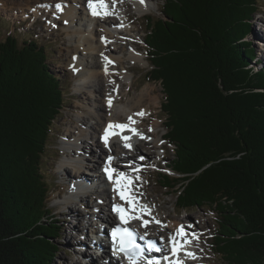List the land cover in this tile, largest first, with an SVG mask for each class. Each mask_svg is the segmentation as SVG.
<instances>
[{"label": "trees", "instance_id": "16d2710c", "mask_svg": "<svg viewBox=\"0 0 264 264\" xmlns=\"http://www.w3.org/2000/svg\"><path fill=\"white\" fill-rule=\"evenodd\" d=\"M259 9V0H164L162 17H147L149 80L163 86L175 152L174 174L159 183L177 209L215 213L211 244L226 264H264V67L248 39ZM43 47L0 42V264L57 258L43 162L66 98Z\"/></svg>", "mask_w": 264, "mask_h": 264}, {"label": "bare ground", "instance_id": "6f19581e", "mask_svg": "<svg viewBox=\"0 0 264 264\" xmlns=\"http://www.w3.org/2000/svg\"><path fill=\"white\" fill-rule=\"evenodd\" d=\"M104 1L109 7V15L99 14L96 17H90L88 15L89 0H58L54 5L60 4L64 6V12L59 13L55 10L53 13L57 14V18H64L67 22H74L73 27L78 30L69 36L70 43L75 44V48L78 45L81 47L86 44L85 49H77L76 51L83 52L82 55L85 58L89 57L92 60L89 63V61L77 57V60L72 63V66L81 73L80 79L78 78L79 81L76 84L78 90L84 92L83 98L85 102L83 104L79 103L76 107V111H81L76 115V119L70 120L69 123L67 122L68 125L66 126L70 133L65 134L67 136L63 141L66 159H64L65 156L61 158L58 167L61 170V168L64 169L65 166L70 165L73 169L72 174L75 173L74 179L84 180L90 186V188L85 190H78L77 196L78 198H82V200H95L91 204L88 202L86 205V215L89 217V220H92V222L90 221V232L92 237L93 235L96 237L95 239L98 236L99 251L103 253L104 259L110 260L111 253L107 252L105 234H102L101 231L103 226L106 228V225L117 224L115 222L116 217L113 207L123 205L124 200L129 202L127 199L129 196L133 198L132 208L135 207L136 209L133 214L142 221V224H145V221L156 223L157 227L154 230L157 233L155 236L161 241L166 235L169 236L170 234L179 232L182 226L184 232L195 234L194 229H196V225L191 227L192 225H188L186 221L164 222L157 215L158 209L149 204V202L141 200L138 194H136V186H139V181H141L138 178L120 181L119 186L115 181L112 184H106L104 180L101 169L108 165L107 160L109 158H111L110 160L114 165L120 168L122 173L124 172L123 174H126L128 169L121 165V158H125V163L134 162L136 160L134 154L138 153L139 157H143L146 162L147 160L152 162L149 152L141 156L144 153L143 148L149 146H152L154 149L164 148L162 145L163 135H159L158 132L161 126L158 119L151 122L147 128L145 126L146 120L152 118V114L157 112L161 98L155 90H152L154 88L151 85L140 96H137L140 85H136L138 80L134 83V74L132 75L133 67H125L126 57L134 62H143V54L139 52L138 45L135 43L137 40H140V36L136 31L128 27L130 24L135 23L132 19V13L126 10L127 4L125 7L123 6V0H116V2H113V0ZM42 2L34 5V7L39 6V8L47 9L52 3ZM129 3L133 4L137 12L143 13L150 9L151 0H143V2L141 0H129ZM24 15L22 14V16ZM81 28H84V30ZM102 39H104V42H102ZM119 44L125 45L128 48L135 47L136 53L128 52V56L124 55L125 49L120 47ZM109 61L115 62V65L111 66ZM126 65L128 64L126 63ZM125 84H128V86L125 87ZM130 90L135 92L133 96H130ZM125 95H127V101L125 99V103H123L121 98ZM109 99L112 101L111 105H109ZM138 113H144V115H138ZM130 117L131 120L129 119ZM109 124H126L128 128L137 129L140 135L124 130L119 136H110L108 143L105 144V131ZM146 129L151 134H147ZM88 132L91 135H88ZM121 136L129 137V139L125 141ZM126 144H130L131 147H126ZM92 146H96L95 152H93ZM99 146L102 148L99 149ZM67 152L68 154H66ZM88 155H91V160L85 159ZM90 181L91 183H89ZM103 183V191L96 189V185ZM78 187H82V185L70 181V194L73 195ZM71 188L74 192L71 191ZM121 190L124 192L125 199H121ZM90 191L93 193L91 199L88 196L84 197ZM55 203L60 205L57 201ZM66 207L62 206L61 208L66 209ZM100 210H105L106 213L100 212ZM146 218L149 219L147 220ZM156 221H159V223ZM80 230L84 233V229ZM154 230L150 229L147 231L149 237L154 236ZM164 233L166 234L165 236ZM81 249L83 250L84 248L81 247ZM85 253L86 251H83V254ZM201 262L198 259L191 258L188 264H201Z\"/></svg>", "mask_w": 264, "mask_h": 264}, {"label": "rangeland", "instance_id": "374dc122", "mask_svg": "<svg viewBox=\"0 0 264 264\" xmlns=\"http://www.w3.org/2000/svg\"><path fill=\"white\" fill-rule=\"evenodd\" d=\"M42 1L52 3L47 9L39 8V6L34 7V5L43 3ZM55 2H58V0H0V42L5 41V39L9 36H14L19 39L20 43H23L24 41L28 43L34 41L38 45L44 46L49 55L48 63L50 65V69L56 77L60 78L63 84L66 98L65 107L61 111L58 119L55 121L43 162L44 170L47 173L46 178L51 186V193L48 199L49 207L52 209V217L54 218V221L57 222L61 229V235L55 240L57 258L52 264H80L79 254H83V251H86L87 248L85 245L90 243V241L92 243V239L96 238L94 235L93 237L90 235V225L92 220L90 219L91 222L87 220L84 221L82 218L83 213H85V202H90L89 204H91L95 200H82V198H78V190H85L90 188V186H88V184H84V180L74 179L75 173L72 174L73 169L70 165L65 166L64 169L61 168L60 170L58 164L60 159L65 156V150L63 149V141L67 136L65 134L70 133L66 125H68L70 120H75L76 115L81 112L76 111L78 104H83L85 102V99L83 98L84 92L78 90V86L76 84L79 81L78 78L80 79L81 73L78 69L72 66V63L77 60V57L84 59L85 61H89V63L92 60L89 57L85 58L82 55L83 52L76 51L77 49H85L86 44L81 47L78 45L75 48V44L70 43L69 36L78 29L73 27V21L67 22V20L63 18L65 20L64 22L62 18H57V14L53 13L56 10L54 6ZM259 2V13L254 18L252 24V34L248 39L252 41L253 47H255L257 51V55L259 57V62L257 63H259V66L264 67V0H259ZM123 3L124 7L127 4L126 10L129 13H132V19L135 23L130 24L128 27L129 29L136 31L140 36V40L137 41L141 46V53L143 54V62H134L129 60L127 57L126 59L124 58L125 67H133V73H131L132 75L134 74V83L138 80L136 85H140V89L137 91V96H140L141 93L151 85V87L154 88L152 90H155L161 98L157 112L152 114V118H148V120H146L147 122L145 126L147 128L151 122L158 119V122L161 123L158 132L159 135H163L162 145L164 148L154 149L152 146L143 148L144 153L141 156H144L149 152L152 157V162H154L157 166H162L163 169L155 170L156 167H153L151 170H147L145 173L138 176L137 178L141 181H139L140 185L136 186V194H138V197L141 200L149 202V204L156 207L158 209L157 215L162 218L164 222L186 221L188 225H196L194 232L198 235V241L196 243L197 257L199 261H202L201 264H226L220 256H217L214 253L211 244L212 234L218 231L215 213L208 207H205L202 210L194 211H182L177 209L176 195L168 192L167 189L162 188L159 183L162 174L170 173L167 168V164L172 163V160L175 157V152L173 147L169 146L165 141L166 118L162 113V104L165 102L166 97L163 86L160 83H155L149 80L151 65L149 62V55L146 52V44L144 40L148 24L147 17H162L161 10L163 8L164 0H151L150 9L143 13L137 12L134 9L133 4L129 3V0H123ZM22 14L25 15L22 16ZM53 26L56 28H53ZM81 29L84 30V28ZM139 45L138 48H140ZM119 46L125 49L124 55L128 56V48L122 44H119ZM126 63L128 65H126ZM257 63L252 62V65H258ZM127 86L128 84H125V87ZM130 93V96H133L135 92L130 90ZM125 96L121 98L123 103H125V99L127 101V95ZM146 132L147 134H151V132L147 129ZM88 135H91V133L88 132ZM98 148L100 149L102 147L99 146ZM60 149H62V151ZM92 149L93 152H95L96 146H92ZM66 154H68V152ZM134 155L135 159L137 158V155L138 157L140 156L138 153ZM64 159H66V156ZM124 159L122 158L121 160V164L123 165L125 164ZM147 162L151 161L147 160ZM67 168H71V172L69 170L67 171ZM70 181H73L75 184L80 183L82 185V187H78L75 192L71 188V191L74 192L73 195L70 194ZM92 194V191H90L89 194H85L84 197L88 196L91 199ZM54 200L59 202L60 205L56 204ZM62 206L67 207L66 209H62ZM100 212L106 213L105 210H100ZM146 219L148 220L149 218ZM80 229H84V233H82ZM106 233L107 231L105 230V235ZM156 233V230H154V236ZM165 235L166 234L164 233V236ZM81 247L85 248L82 250ZM87 254L89 255H87L86 258H83L85 264H101V257H99V255L97 256L96 254L91 253Z\"/></svg>", "mask_w": 264, "mask_h": 264}, {"label": "snow or ice", "instance_id": "6c2138e0", "mask_svg": "<svg viewBox=\"0 0 264 264\" xmlns=\"http://www.w3.org/2000/svg\"><path fill=\"white\" fill-rule=\"evenodd\" d=\"M113 2H116V0H113ZM141 2H143V0H141ZM57 8H60L62 10V5H57L56 6ZM89 7L90 8H93V15H99L101 14L98 9L100 8H104L105 5L103 3V0H99V3L98 4H95L93 3V0H89ZM110 13L105 11L103 13V15H109ZM111 63V61H109ZM114 83V82H113ZM112 101L111 99H109V105H111ZM138 115H144V113H138ZM131 120V117L129 118ZM124 130H128V131H131L133 133H136L137 135H140V133L138 132L137 129L135 128H128V125L126 124H109L108 125V128L106 129L105 131V144L108 143V139L110 136H119L121 135V133L124 131ZM122 139H124L125 141H127L129 139V137H126V136H121ZM142 138H147V137H142ZM150 139V138H149ZM126 147H131L130 144H126L125 145ZM111 159V158H109ZM141 159H143V157H141ZM105 171L108 173V176H109V179H112V176H113V172H115V169H108V168H105ZM120 176H123L124 174L123 173H119ZM115 183L119 186L120 185V181L117 180L115 181ZM121 199H125V195H124V192L123 190H121ZM129 203H132V200L133 198L131 196L127 197ZM115 210L117 212L120 213V218L122 221H124V223H127L128 222V218H126V214H127V209H123L121 208L119 205H117L115 207ZM135 207L133 208V211H135ZM157 223H159V221H156ZM148 222L145 221V225L147 224ZM113 239L116 243L119 244V251H122L124 252L126 255H129V257L131 258L133 253H139V254H142V250L139 248V246L137 244H135V242L133 241L132 237H133V232L129 231L128 229H122V228H116L113 230ZM177 235L183 237L186 235V233H184V230H183V226L181 227L180 231L177 233ZM173 240V245H174V251L176 252H179L180 250H182V248L184 247L183 244H178L177 243V240H176V237H173L172 238ZM159 250V249H157ZM188 255L192 256L193 258H195V255L192 254V253H188ZM150 264H153V262H150ZM179 264H182V262H179Z\"/></svg>", "mask_w": 264, "mask_h": 264}]
</instances>
